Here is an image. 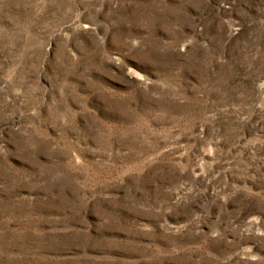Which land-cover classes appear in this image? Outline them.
Returning <instances> with one entry per match:
<instances>
[{"label":"rangeland","instance_id":"374dc122","mask_svg":"<svg viewBox=\"0 0 264 264\" xmlns=\"http://www.w3.org/2000/svg\"><path fill=\"white\" fill-rule=\"evenodd\" d=\"M0 264H264V0H0Z\"/></svg>","mask_w":264,"mask_h":264}]
</instances>
